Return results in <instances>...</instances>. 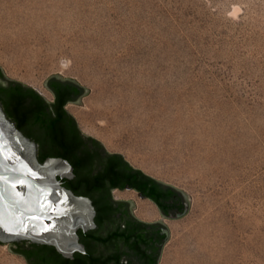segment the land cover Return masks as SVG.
Instances as JSON below:
<instances>
[{
    "label": "rangeland",
    "instance_id": "1",
    "mask_svg": "<svg viewBox=\"0 0 264 264\" xmlns=\"http://www.w3.org/2000/svg\"><path fill=\"white\" fill-rule=\"evenodd\" d=\"M0 68L186 194L158 264H264V0H0Z\"/></svg>",
    "mask_w": 264,
    "mask_h": 264
},
{
    "label": "water",
    "instance_id": "2",
    "mask_svg": "<svg viewBox=\"0 0 264 264\" xmlns=\"http://www.w3.org/2000/svg\"><path fill=\"white\" fill-rule=\"evenodd\" d=\"M8 79L11 78L3 74L0 82L6 84ZM54 79L79 85L71 78L53 73L43 80L44 86ZM80 87L81 93L67 101L79 103V96L88 91ZM102 149L105 153H117L108 152L103 145ZM127 169L124 165L123 170ZM73 176V167L65 158L48 156L43 161L38 160L37 144L7 117L0 102V243L7 244L6 248L12 252L11 243L21 240L51 245L69 259L75 252L85 253L86 244L102 264H156L161 245L168 237L166 225L159 219L150 222L137 219L130 211V206L134 205L130 199L111 196L114 186L122 189L131 185L105 183L100 206L105 205L107 211L100 210L101 218L96 225L91 199L74 194L62 184V178ZM135 178L145 182L144 192L137 194L153 200L161 215L175 218L187 210L188 199L181 189L153 177L147 179L138 175ZM97 197L99 194L92 195V198ZM77 230H88L102 241L83 237L82 243Z\"/></svg>",
    "mask_w": 264,
    "mask_h": 264
},
{
    "label": "trees",
    "instance_id": "3",
    "mask_svg": "<svg viewBox=\"0 0 264 264\" xmlns=\"http://www.w3.org/2000/svg\"><path fill=\"white\" fill-rule=\"evenodd\" d=\"M2 78L3 73L0 68V79ZM56 83L59 82L56 81ZM47 87L55 89L51 103L46 102L32 87L19 81L8 79L6 84L0 82L1 105L16 127L35 141L39 161H43L48 156H57L65 158L72 165L74 176L70 179L62 178V184L71 189L74 194L84 195L91 199L96 211L94 221L97 225L101 218L100 210L107 211L105 205L100 206L102 200L100 196L105 195V183L114 185L124 182L144 192L145 182H138L135 177L138 175L147 179L151 177L139 169L132 168L120 154L105 153L99 140L82 133L74 117L64 108L67 100L81 93L82 89L79 85L71 88L61 86L57 89V84L54 86L48 81ZM124 165L128 166L126 171L123 170ZM93 194H99L100 198H92ZM151 195L155 198V195ZM77 234L82 243L83 237L91 241H102L90 234V231L77 230ZM31 246L37 247L24 252L27 259L39 254L46 256L44 260L38 256L34 261L38 264H49V262L53 264H102L98 258L94 257L86 244L84 245L85 253L75 252L71 259L62 257L52 247L53 251H51L46 245L32 244ZM20 250L23 248H13L14 252ZM46 254L51 256L47 258Z\"/></svg>",
    "mask_w": 264,
    "mask_h": 264
},
{
    "label": "crops",
    "instance_id": "4",
    "mask_svg": "<svg viewBox=\"0 0 264 264\" xmlns=\"http://www.w3.org/2000/svg\"><path fill=\"white\" fill-rule=\"evenodd\" d=\"M35 90V89H34ZM49 90V89H48ZM37 91V90H36ZM50 91V90H49ZM38 92V91H37ZM51 92V91H50ZM39 93V92H38ZM41 95V93H39ZM52 94V93H51ZM42 96V95H41ZM50 101H53V96H52V99ZM70 102H73V101H66L65 104H64V108L66 106V104L70 103ZM77 124V123H76ZM78 126V125H77ZM83 133V132H82ZM85 134V133H84ZM87 135V134H85ZM93 137V136H92ZM95 138V137H94ZM98 140V139H97ZM104 147V146H103ZM107 150V149H106ZM108 152H117V151H109L107 150ZM117 153H120V152H117ZM121 154V153H120ZM122 155V154H121ZM123 157V155H122ZM124 160H126L124 157H123ZM127 161V160H126ZM128 162V161H127ZM129 165H131L133 168H138L140 169L139 167H136L134 165H132L131 163L128 162ZM142 171V173L146 174V175H149L155 179H158L162 182H165L167 184H170L166 181H163L159 178H156L148 173H146L145 171H143L142 169H140ZM172 185V184H170ZM174 186V185H172ZM137 192H139V190H136L134 189L132 186H130L129 188H125V187H122V189H119L117 186H114L113 188H111V196L112 198L116 199V198H121V199H130L132 202H133V206H130V211L131 213L139 220L141 221H145V222H150V221H154V220H161L167 227V223H166V220H173V219H177L179 217H181L182 215L185 214V212L180 215L179 217H175V218H169V217H166V216H163L159 213V210H158V207L157 205L155 204V202L153 200H151L149 197H147L146 195L143 196V197H140ZM149 212L150 215H147L146 213ZM168 229V228H167ZM167 238L163 241L162 245H161V251H162V248L166 242ZM161 251H160V255L158 257V260H157V263L158 264V261L160 259V256H161Z\"/></svg>",
    "mask_w": 264,
    "mask_h": 264
},
{
    "label": "flooded vegetation",
    "instance_id": "5",
    "mask_svg": "<svg viewBox=\"0 0 264 264\" xmlns=\"http://www.w3.org/2000/svg\"><path fill=\"white\" fill-rule=\"evenodd\" d=\"M56 81H58L59 83H56ZM50 82L52 84H54V86L57 84L58 85L57 89L61 88V86L65 87V88H71V87H74L76 85V84H74V83H72L70 81H63V80H56V79L50 80ZM49 89H50V91L52 93V96L54 97L55 89H53V88H49ZM32 244H35V245H45V244L31 243V242L26 241V240H21L19 242H13V243H11V245L13 246V248H16V247L23 248V250H20L19 252H16V253L19 254L20 256H22L27 263H29V264H38V263H35L34 262V261L37 260V257L40 256L44 260L46 258V256H43V255L39 254V255H34L33 257H30V258L27 259L26 256H25V253H24L25 251H31V250H34V248L36 249L37 246H35V247L34 246H31ZM46 246H48L49 249L51 251H53L52 250V248H54L53 246H51V245H46ZM47 256H48L47 258H49L51 255L49 256V254H48ZM49 264H53V263H50L49 262Z\"/></svg>",
    "mask_w": 264,
    "mask_h": 264
},
{
    "label": "bare ground",
    "instance_id": "6",
    "mask_svg": "<svg viewBox=\"0 0 264 264\" xmlns=\"http://www.w3.org/2000/svg\"><path fill=\"white\" fill-rule=\"evenodd\" d=\"M127 130H128L127 134L129 135V137L131 138V140H133V139H132V138H133V137H132V134L134 133V130H135V129L129 126V127H127ZM129 131H130V132H129ZM139 133H143V132H140V131H139ZM146 214H147V215H150L149 212H147Z\"/></svg>",
    "mask_w": 264,
    "mask_h": 264
}]
</instances>
